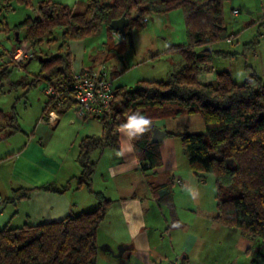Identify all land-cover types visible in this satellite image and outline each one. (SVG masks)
Instances as JSON below:
<instances>
[{
	"label": "trees",
	"instance_id": "16d2710c",
	"mask_svg": "<svg viewBox=\"0 0 264 264\" xmlns=\"http://www.w3.org/2000/svg\"><path fill=\"white\" fill-rule=\"evenodd\" d=\"M225 1L85 0L82 11L50 0L41 1L36 17H27L14 27V45L28 43L31 60L39 45L55 40V30L60 31L63 44L54 54H45L39 59V69L30 83L22 78L14 82L10 80L14 69H25L27 60L17 65L9 59L11 51L0 52L1 57L8 56L0 64V97L6 92L5 85L10 91L19 86H35L38 81L44 85L59 84L71 69V54L64 46L68 41L82 40L105 27L108 35L106 49L111 46L105 58L108 61L113 51L120 50L121 45L132 48L131 27L140 30L145 27L146 22L142 20L148 15L180 9L188 42L169 45L166 52L179 55L181 63L165 80H140L132 88L114 87L110 115L98 118L102 124V134L85 136L78 143V184L89 185L95 168V163L90 160L92 151L103 147L119 149L121 130L129 136L141 168H157L161 164V141L151 140L155 127L151 125L152 122L161 118L198 114L203 122V132H165L164 137L180 140L188 167L198 181L204 180L205 174L213 176L215 221L223 227L237 229L246 239L259 238L264 243V83L254 72L243 82L237 83L228 71L213 69V57H234L232 53L212 49V44L230 38L223 18ZM13 3L30 6L31 0H0V14L10 10ZM123 15L129 19V25L121 43L113 45L111 35L116 32L110 29L109 24ZM1 29L7 30L4 18H0ZM15 33L18 34L17 38ZM207 47L210 50H206ZM247 50H255L254 43L245 47ZM205 72H214L212 82L200 79ZM73 105L74 100L69 92L64 96L63 105L47 98L41 118L47 119L49 111L66 110ZM132 116H143L150 121L142 134L135 133L133 128L122 129L121 126L127 124ZM17 130L15 113H4L0 109V139ZM44 188L53 190L51 186ZM164 188L160 193L165 194L168 201L170 190L168 185ZM27 194V190H15L6 201H18ZM93 194L97 200L95 210L68 215L58 221L1 228L0 264H96L95 233L111 201L100 192ZM168 203L173 209V205ZM176 224L177 220L174 222ZM254 257L252 264L264 261L262 253L258 252Z\"/></svg>",
	"mask_w": 264,
	"mask_h": 264
},
{
	"label": "crops",
	"instance_id": "0c3cea01",
	"mask_svg": "<svg viewBox=\"0 0 264 264\" xmlns=\"http://www.w3.org/2000/svg\"><path fill=\"white\" fill-rule=\"evenodd\" d=\"M115 35L111 40L113 45H118L122 36ZM105 38H108L106 28ZM84 39L65 44L71 54V69H93L90 66L93 62H105L104 53L85 59ZM102 47L106 49L104 43ZM200 79L212 82L214 72L202 73ZM44 105L32 128L17 124L19 130L0 139V197L5 201L0 206V228L37 225L95 210L97 200L93 193L100 192L111 205L96 229V264H151L176 257L182 264H221L210 252L212 235H218L219 239L230 236L244 245V237L237 229L223 227L215 221V209L206 211L197 204L195 211L186 216L178 206L179 195L204 189L189 169L178 138L164 137L159 144L160 166L143 170L136 161L129 136L121 130L119 149L103 147L92 151L90 160L95 168L89 185L78 184V143L95 133L86 124L98 118L78 122L71 107L53 111L55 120L46 122V118H41ZM70 111L73 115L66 114ZM98 125L101 135L102 125ZM151 125L164 132H202L204 129L198 114L161 118ZM99 164L101 170L97 171ZM176 179L181 184L175 183ZM167 185L171 194L168 201L160 193ZM47 186L53 190L44 188ZM22 189L28 191L25 198L6 201L13 191ZM114 215L118 216L115 222Z\"/></svg>",
	"mask_w": 264,
	"mask_h": 264
},
{
	"label": "rangeland",
	"instance_id": "374dc122",
	"mask_svg": "<svg viewBox=\"0 0 264 264\" xmlns=\"http://www.w3.org/2000/svg\"><path fill=\"white\" fill-rule=\"evenodd\" d=\"M41 1L45 0H31L30 6L13 3L10 10L0 14V18H4L7 27V30H0V52L8 53L18 47V44L14 45L13 42L14 27L27 17H36L37 6ZM50 1L67 5L75 11H80L85 6V0ZM233 9L239 11L235 16L232 15ZM263 11L264 0H226L223 3V18L230 38L212 44V49L232 53L234 57L230 59L213 57L214 71H228L237 83L243 82L254 72L262 78L264 83V19L261 17ZM129 32L132 36V49L129 50L121 45L120 50L113 51L111 54L114 61L93 62L90 65L92 70L104 68L108 71L114 86L132 88L140 80H165L169 77L170 72L181 63L179 55L166 52L169 45H184L188 42L180 9H173L163 14H150L147 16L144 28L137 30L135 27H131ZM20 36H22L21 32ZM111 36L112 38L116 37V35ZM53 37L55 38L53 42L49 44L43 42L36 48L35 56L23 71L13 70L10 76L11 81L14 82L22 78L26 83H30L34 79L39 69V59L43 58L45 54L55 53L59 45L63 44L59 30L54 31ZM82 43L86 60L89 59V55H98V57L102 53L107 55L108 48L111 47L109 46L107 49L102 47L103 43L104 47H107L104 27L86 37ZM250 43H254L255 50L245 51V47H248ZM29 47L28 45L23 46V48ZM118 51L121 52L117 54ZM119 57H123V60H119ZM7 58L8 56L5 58L0 56V64ZM9 59L12 61L11 58ZM114 62L116 64L111 65ZM43 86V83L28 88L19 86L8 91V85H5L6 92L0 97V109L4 113L14 112L17 124L21 127L32 128L47 100L42 90ZM71 113L73 115V111L66 114ZM74 118L76 119L75 115ZM88 121L87 129L95 132L91 134L100 135L101 131L100 129L97 131V128L99 127L98 123L102 125L101 121L97 119ZM93 158L92 154L91 159L93 160ZM100 170L101 165L99 164L97 171ZM204 176V180L200 181L204 185L202 191L197 193L188 191L186 195L178 196L177 204L181 206L180 208L186 216L195 211L197 204H200L206 211L216 210L214 178L211 174ZM116 218L118 216L114 215L112 221L115 222ZM243 239L244 245L241 246L235 238L232 239L230 236L219 239L218 235H212L210 252L218 257L221 264H252L257 252L264 254V243L259 238ZM261 264H264V261Z\"/></svg>",
	"mask_w": 264,
	"mask_h": 264
},
{
	"label": "built area",
	"instance_id": "2783aa9c",
	"mask_svg": "<svg viewBox=\"0 0 264 264\" xmlns=\"http://www.w3.org/2000/svg\"><path fill=\"white\" fill-rule=\"evenodd\" d=\"M238 13V10H232L233 16ZM261 17L264 18V11L261 13ZM142 21L146 22L147 18L145 17ZM115 34L113 33V35ZM25 45L29 46L28 43L21 42L17 48H14L9 53L10 58L17 65L24 63L31 56V48H23ZM41 83L38 81L36 84L41 85ZM113 89V80L104 70L70 69V72L63 76L59 84L44 85L42 90L47 98L54 99L59 105H63L64 96L69 92L74 100L72 108L75 117L83 122L89 118H102L110 115ZM53 114V111L47 113L46 122H53L55 120ZM175 183L181 184V180L176 179ZM3 202V199L0 197V206ZM151 264H182V261L179 257H176L172 260Z\"/></svg>",
	"mask_w": 264,
	"mask_h": 264
},
{
	"label": "water",
	"instance_id": "95a60500",
	"mask_svg": "<svg viewBox=\"0 0 264 264\" xmlns=\"http://www.w3.org/2000/svg\"><path fill=\"white\" fill-rule=\"evenodd\" d=\"M129 25V19L125 18V16H121L118 19H114L110 22L109 27L113 32L119 33L122 37L126 34V28ZM18 34L15 33V38H17ZM206 50H210L209 47L206 48ZM30 62V59H28L25 62V66L28 65ZM165 136V132L161 129L154 127L151 134V140L152 141H161ZM231 163V161H228Z\"/></svg>",
	"mask_w": 264,
	"mask_h": 264
},
{
	"label": "clouds",
	"instance_id": "9594fccd",
	"mask_svg": "<svg viewBox=\"0 0 264 264\" xmlns=\"http://www.w3.org/2000/svg\"><path fill=\"white\" fill-rule=\"evenodd\" d=\"M148 125H150V121L143 116L137 117L132 116L129 119V122L125 125H122V129L133 128L135 133H143L147 130Z\"/></svg>",
	"mask_w": 264,
	"mask_h": 264
}]
</instances>
